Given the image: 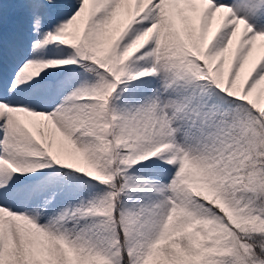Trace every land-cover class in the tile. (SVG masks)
Here are the masks:
<instances>
[{
	"label": "snow or ice",
	"instance_id": "1",
	"mask_svg": "<svg viewBox=\"0 0 264 264\" xmlns=\"http://www.w3.org/2000/svg\"><path fill=\"white\" fill-rule=\"evenodd\" d=\"M0 264H264V0H0Z\"/></svg>",
	"mask_w": 264,
	"mask_h": 264
},
{
	"label": "rangeland",
	"instance_id": "2",
	"mask_svg": "<svg viewBox=\"0 0 264 264\" xmlns=\"http://www.w3.org/2000/svg\"><path fill=\"white\" fill-rule=\"evenodd\" d=\"M8 15H9V17H11L10 15H12V8H11V6H9V8H8Z\"/></svg>",
	"mask_w": 264,
	"mask_h": 264
},
{
	"label": "bare ground",
	"instance_id": "3",
	"mask_svg": "<svg viewBox=\"0 0 264 264\" xmlns=\"http://www.w3.org/2000/svg\"><path fill=\"white\" fill-rule=\"evenodd\" d=\"M11 16V15H10Z\"/></svg>",
	"mask_w": 264,
	"mask_h": 264
}]
</instances>
